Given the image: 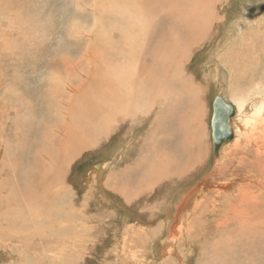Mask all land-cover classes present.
I'll return each mask as SVG.
<instances>
[{
  "label": "rangeland",
  "instance_id": "1",
  "mask_svg": "<svg viewBox=\"0 0 264 264\" xmlns=\"http://www.w3.org/2000/svg\"><path fill=\"white\" fill-rule=\"evenodd\" d=\"M153 1L0 0V199L7 208L5 214H9V205L14 199L23 204L24 195L17 193L13 174L18 172L19 178L30 175L35 167L32 171L29 168L35 165L39 152L49 153L46 160L49 158L50 168L46 172L51 175V186L67 199L63 201V208L71 210L74 230L82 233V222L87 224L84 233L88 239L81 251L61 254L74 256L71 262L61 264H214L226 249L247 248L249 241L245 239L258 235L257 228L264 231V171L253 172L257 178L251 180L248 188L244 185L249 178L240 173V167V172L234 170L233 177L230 168H225L217 181L220 187L212 183L217 176L208 182L205 180L215 158L219 165L226 159L232 169L237 165L242 167L244 154L237 150L238 146L244 147L252 138L264 140V119L255 126L244 127L242 119L251 109L244 108L242 113L233 102L238 91L264 80V0H184L180 13L166 17L167 25H162L159 18L154 24L153 14L151 22H147L146 13L145 17L136 16L137 3L142 5L144 13V6H151ZM209 18H212L210 26ZM138 20L153 24V31ZM206 20L208 23H204ZM168 22L185 26L186 31L179 33ZM170 45L176 48L168 49ZM167 54L175 57L176 66L170 67L168 75L155 77L152 92L140 85L132 92L141 98L135 103L112 110L113 114L103 109L92 113L93 117L87 116L89 109L83 105L87 103L83 97L94 99L92 91L82 83L88 71L100 79L117 67L129 76L138 73L143 63L166 59ZM124 68H130L129 72ZM170 82L171 101H183L179 105L172 103L176 118H180L173 124H183L191 142L186 165L192 169L191 174L171 181H162L159 176L142 203L133 200L126 207L122 195L107 194L108 172L118 168L120 158L131 156L133 148L134 153L144 149L149 152L147 140L155 141L159 134L155 125H151L158 112L155 106H149L148 96L166 88ZM64 84L78 85L82 93L80 100H75L77 105L66 110L67 113H62L58 104ZM47 93H54L57 98L44 97ZM215 95L222 96L235 108L232 126L234 129L237 126V132L233 129V137L221 147L222 157L220 153L218 157L213 154L211 143V103ZM95 104L93 100L88 106ZM63 119L71 130L60 146L59 141L50 142V129L46 132L41 127L61 125ZM116 120L119 124H115ZM149 125L150 136H144L142 133ZM193 138L200 140L192 142ZM143 140L147 144L144 148L141 147ZM114 148L121 149V153ZM251 157L264 159V151L256 150L253 145ZM100 163L107 170L97 176L94 171L101 170L96 167ZM41 166L39 163V170ZM256 167L250 163V169L245 170ZM228 181L236 186L214 202H218L214 209L211 202L216 197L215 189L225 190ZM188 183L192 191L187 188ZM198 187L204 188L206 198L202 199L201 207L195 208L198 200L195 201L196 195L192 198V192ZM188 190L190 196L185 197L177 220L171 224L176 211V204H172L174 196L179 193L184 197ZM246 194L248 198L238 204ZM234 204L238 211L232 208ZM219 205L226 209L224 213L218 211ZM243 205L246 207L240 208ZM235 212L241 217L232 219ZM226 217L230 224L225 228L214 226L215 221ZM236 223L239 225L235 227ZM147 224H150L148 228ZM169 225L175 232L171 233ZM239 226L242 232L237 231ZM126 228L137 230L141 236L132 249L127 248L128 252L118 256ZM217 236L221 239L215 240ZM258 237L250 242L253 255L260 252L264 233ZM10 260L14 261V257ZM5 263L8 258L0 252V264ZM258 264H264V257Z\"/></svg>",
  "mask_w": 264,
  "mask_h": 264
},
{
  "label": "bare ground",
  "instance_id": "2",
  "mask_svg": "<svg viewBox=\"0 0 264 264\" xmlns=\"http://www.w3.org/2000/svg\"><path fill=\"white\" fill-rule=\"evenodd\" d=\"M139 1L142 2L143 0H139ZM183 1L184 0H174V2L173 0H154L151 6L147 8L146 6H144V8L146 9L144 13L142 11V7H140L141 4L139 5V3H137L138 8L136 9L135 13L138 14L136 16H140L139 14H142V17H145L144 15L146 13V16L148 18L147 22H151L150 16L153 14L155 15L152 18L154 21V24L155 22H158L157 18H159L162 20L161 24L163 25V24H166L164 22L167 21L166 19L167 16H175L182 11ZM125 7L127 8V6ZM209 20L210 22L208 26L212 24V18H209ZM209 20H206L204 23H208ZM141 22L143 21L141 20ZM168 24H169L168 25L169 27L173 26V28L177 29L179 33H183L186 31L185 26H178L177 24L170 23V22H168ZM141 25H146V24L141 23ZM146 26L148 27V30L153 31L152 30L153 24L146 25ZM168 26H165V27H168ZM175 48L176 47H171L170 45L168 49L172 50ZM181 50L178 54L179 57H180ZM157 54H154V55H157ZM141 63H143V61ZM172 65H175V57L172 54H167L166 59H160V60H155L152 62L143 63L139 71H137L138 73L129 75L130 73H133V72H130L128 73L129 76L125 74L123 75L121 69L117 67H115L116 69H112V71L111 70L108 71V73L103 75V77L100 79L96 75H93V72L88 71V74L86 73L85 79L82 80V83L87 86L89 91H92L91 94L94 96V99L89 96L88 97L82 96L84 99H86V102H87V103H84V104L82 103V104L87 106L89 109V113L87 114V116L91 115L93 117L92 113H96L97 111H100L103 109L107 113H112V110H117V108H121L124 106H128L132 103H135L138 99H141V98L138 97L135 93H132L133 89H136V87L141 85L152 92L155 88V77L168 75L170 73L169 70ZM127 66L124 65L123 67H127ZM124 69H126L129 72L128 69L130 68L128 69L124 68ZM110 73H112V76H110ZM122 75L124 76L123 78H122ZM114 77L116 78V80H113ZM74 85L72 84H64V86L62 85L64 87L63 90L65 94L64 93L60 94L62 95V100L59 98L60 100L58 101V104L60 107L59 110H61L62 113H67L66 110H69L72 106L77 105L76 103L77 101L75 100H80L79 98L81 97L82 93L78 85L76 86ZM171 87H172V84L170 82V84L166 88L156 93L150 94L147 100L150 103L149 106L150 107L155 106L158 112L156 113L157 115L154 116V122L151 125L152 127L153 125H155V130L156 128L158 129L159 136L156 138L155 142L153 143L152 149L149 146V152H151L155 157H157L163 163V166L157 168L158 171H161L159 173V176H161L160 178H163V177L167 178L168 176H174L176 174V171L172 172V170H175L177 165L181 161L189 157L191 153V142L188 141L189 137L185 134L183 124H173L176 119H180V118H176V113H174V108H173L172 103L174 105H179L183 101L181 99H177L174 102L171 101V96H172ZM85 93H87V91H85ZM43 96L44 97L50 96L51 98L55 96L57 98V95L54 93H49V94L47 93V94H44ZM93 100H96V104L93 106L92 105L88 106V103ZM144 100L145 99H142L141 101H144ZM72 101H73V104H72ZM99 103L101 105H99ZM211 108H212V103H211ZM136 115H137V112H136ZM124 116H128V115H124ZM65 117H67V115ZM119 118H122L120 122H124L123 117H119ZM232 119L233 118H231L230 125L232 128V132L234 133V130L235 131L237 130V126L235 125V129H234V126H232V121H233ZM74 121L75 120L72 119V124H75ZM115 124H119L118 120H116ZM151 125H149L148 129L142 133L144 136L145 135L150 136L151 128H152ZM42 128H44L46 132L48 131V129H50V131L48 132V136L50 137L48 138L50 139V142H53L54 140L55 142L56 141L62 142L64 141V139L67 140L68 139L67 136L71 130V127L69 126V124H66L64 119L61 125L51 124L50 127H48L47 125H44L41 127V129ZM193 129H195V127ZM188 133L191 134L192 132H188ZM196 139L197 141L200 140V139L198 140V138ZM191 140L193 142V140L195 139L193 138ZM197 141L195 140V142ZM61 142H60V146L63 144ZM225 144H222L219 147V151H218V154L220 153L219 157H222L221 147L224 146ZM68 145L69 144H67V147H69ZM146 145L147 144H144L145 147ZM195 145L197 144L195 143ZM253 145L256 150L264 151V140H258L257 138H252L251 140L247 141L245 146H248V147L238 146L237 150L240 151L241 153L243 152L244 154V156H242L243 163H244L242 167L237 165L233 167L232 169L230 167L229 161H227L226 159L223 161L222 165L221 164L219 165L217 159L214 157L215 159L213 162L214 163L213 169L211 173H208L207 175L208 179L213 173L211 178L217 176V179H212V182L216 184L218 179L220 178L221 172L225 168H230V175L231 177H233V175H235V171L240 172L238 168L240 167L242 169L240 173H244L249 178L248 182L245 183L244 188L250 187L251 182H252L251 180L253 178H257V176L253 175V172L254 171H264V159H260L258 157H251ZM113 150L116 151L117 153H121L122 151L119 148H114ZM134 152H135V148L132 149L131 155ZM39 154L40 155L34 159L35 165L29 168V170L32 171L35 167V171H32L30 175H23L22 177L19 178L18 172L13 174L16 179L17 193L22 196L24 195V198H23L24 203L20 205L19 199L18 198L14 199L13 201L10 202V205L8 204L9 214H5V212L7 211V208L3 206V202L0 199V252L2 255L4 254L8 258V263H5V264H17V263L18 264H58L59 261H60L59 264H61L64 262H71L73 260L72 258L74 257L73 255L63 256L61 254H75L79 250L81 251V246L88 239V236L84 233L87 229L86 221H83L81 224L82 233L74 230L75 227L73 225L75 224V221L71 216L72 214L69 213V211L71 210L65 211V209L63 208V201L67 202V199L64 197V195H61L59 193L58 189L54 185L51 186L50 179H49L51 175H49L46 172V169L50 168L49 162H48L49 158L46 160L49 153L41 151L39 152ZM218 154L215 156L218 157ZM129 156L130 155H125L122 158H120L119 161H117L119 164L118 168H115L111 172H108L109 179H108V176L106 178L107 194H111L113 196L115 193H117L116 187L120 188L119 194L122 195L123 202L126 207H129L131 204H133L132 202L133 200L129 199L127 201V199H125L124 196H130V194L134 193L135 191H138L139 197L140 198L144 197L147 191V188H146L147 184L144 183V178H145V175L148 176L149 173L151 172V168L148 164L147 156H145V158L143 159L141 163L131 166L133 168L130 172H128L125 167L126 166L125 159L126 157H129ZM39 163L40 165L42 164L41 166L42 169L40 170L38 169ZM250 163L252 164L253 167L257 166L256 167L257 169L254 168L255 170L253 169L245 170V168L250 169ZM51 165H53L52 161H51ZM96 167L98 168V170L101 169L100 171H94V173L97 174V176L105 174L107 170L105 164L100 163V164H97ZM16 168H18V166ZM94 168H95V165H94ZM178 170L181 171V169L179 168ZM136 172H137V175L134 178H131L129 176V174L136 173ZM141 173H144L142 177H141ZM231 180L235 181L233 178ZM18 181H19V184L17 183ZM21 186H23V188H21ZM108 186H110V189L108 188ZM235 186H236V183H232L231 181H228L226 186H224L226 188L225 190L219 189V191H216V194H215L216 197H214L215 198L214 201L211 202V206L214 209H216L215 206L218 205V202L217 203H214V202L217 201L218 198H224L229 193L228 192L229 189L234 188ZM203 189L204 188L201 187L198 190H196L198 192L197 194L203 193ZM15 195L16 194L10 195V198L14 197ZM135 197L136 195L134 196V198ZM203 198H206V195H204ZM247 198H248L247 194H246V197H241L240 199L242 200H238V204H242L243 201ZM212 203H214V205H212ZM220 207L221 209H219ZM175 208H177V206H175ZM219 208H218V211H221L222 213L226 211L225 208H222V205H219ZM232 208L236 211L239 210L236 204H234ZM240 217L241 215L235 212L232 216V219L233 218L236 219ZM227 222H228V217L219 219L215 221L214 226L219 227L221 225L222 228H225L228 224H230ZM171 224H173V222ZM234 225L236 227L239 225V223H236ZM171 226L169 225V227ZM216 227H215V230H217ZM169 230H171V233H172L174 231V228L171 227ZM237 231L242 232L243 228L239 226ZM257 233L258 235H261L264 233V231L257 228ZM258 235H255L252 238L245 239L246 241H249L247 248L244 247L236 251V248L233 246L229 249H226V252L224 251L221 256V259L216 257L214 264H258V262H261V259L264 257V242L262 244V248L259 253L253 255L252 250L250 249L251 240L259 239ZM140 236L141 234L137 230L133 228H126L124 230V235H123V239L121 242V248L117 252L116 255H118V253L124 254L127 248L132 249L134 247V243L136 242V240L140 239ZM184 236L187 237L186 235ZM220 239H221L220 236H217L215 238V240H220ZM222 239L226 240L225 237H222ZM122 247H125V248H122ZM2 248L7 249L8 252L3 250ZM126 252H128V250ZM164 253L166 252L164 251ZM13 257H14V261L10 260ZM212 257H213L212 259L215 258V256L213 255Z\"/></svg>",
  "mask_w": 264,
  "mask_h": 264
},
{
  "label": "crops",
  "instance_id": "3",
  "mask_svg": "<svg viewBox=\"0 0 264 264\" xmlns=\"http://www.w3.org/2000/svg\"><path fill=\"white\" fill-rule=\"evenodd\" d=\"M148 141V144L150 145V147H151V149H152V145H153V143L155 142L154 140H152V139H150V140H147ZM144 142H145V140H143V143H142V145H141V147L142 148H144ZM142 154V157H140V155ZM145 156H147V160H148V164H149V166H150V168H151V172L149 173V175L147 176V175H145V178H144V183L145 184H147V191H146V193H145V195H144V197H139V195H138V191H135L134 193H132V194H130V196H124V198L125 199H127V201L129 200V199H132V200H134V202H137V200H139V202H141L142 203V200L144 199V198H146L151 192H152V190H153V188H154V184H155V182L158 180V177H159V173L161 172V171H158L157 170V168L158 167H161V166H163V163L157 158V157H155L151 152L150 153H148L145 149L144 150H141V151H138V152H136V153H132V155L131 156H129V157H126V159H125V167H126V169H127V171L128 172H130L131 170H132V168L133 167H131V166H134V165H137L138 163H141L142 161H143V159L145 158ZM188 158V157H187ZM187 158L186 159H184L183 161H181L178 165H177V167L175 168V170H172V172H175L176 171V174L174 175V176H168L167 178L166 177H163V178H160V179H162V181H171V179L173 178V180L174 179H180L182 176H184V174H186L187 176L189 175V174H191L190 172H191V170H189V168H185L186 167V165H187ZM158 159V160H157ZM157 160V161H156ZM154 162V163H153ZM124 167V168H125ZM178 168L179 169H181V171L180 170H178ZM184 169V170H183ZM189 171V173L187 174V170ZM177 171H179V172H177ZM184 171V172H183ZM180 172H182V173H180ZM180 173V174H179ZM211 173V172H210ZM215 173V172H214ZM143 174L144 173H141V177L143 176ZM213 174V173H212ZM212 174H211V176H212ZM137 175V172L136 173H132V174H129V176L131 177V178H134L135 176ZM208 175V174H207ZM177 176H178V178H177ZM211 176H210V178H211ZM154 178H155V180H154ZM209 178V179H210ZM209 179L207 178V179H205L207 182L209 181ZM152 183V184H151ZM213 183V182H212ZM150 186H149V185ZM214 184V183H213ZM214 186L215 187H220V184H218V183H216V184H214ZM109 187V189H110V186H108ZM151 187H152V189H151ZM190 187V185H189V183H188V185H187V188L189 189V190H191L192 191V189H190L189 188ZM191 187H194V186H191ZM150 188V189H149ZM186 188V189H187ZM199 189V187L196 189V190H198ZM189 190L187 191V193H186V195L184 196V197H180V194L179 193H176L175 194V196H174V201H173V203L174 204H176V206H177V208H175V210H177V212L175 211L174 212V214H173V220H171V222L170 223H172V222H174V221H176L177 220V213L182 209V205H183V203L182 202H184V200H185V197H188V196H190L189 195ZM196 190H193V192L192 193H194V196L196 195V197H197V200H198V202H195V208H198V207H201V204H202V199H203V196L205 195V194H203V193H201V194H197L198 192L196 191ZM216 191H219V189H215ZM116 192L119 194L120 193V190L116 187ZM191 193V192H190ZM203 194V195H202ZM136 195V197L134 198V196ZM198 195H200V196H198ZM194 196L192 195V198H194ZM179 197H180V199H179ZM180 201H178V200ZM195 201H196V198H195ZM200 201V202H199ZM129 204V203H128ZM140 204V203H139ZM246 207V205H243L242 207H240V208H245ZM247 207H249V206H247ZM170 209H173L172 208V205H171V201H170ZM165 217L166 218H168L169 217V215L168 214H166L165 213ZM150 226V224H147V228ZM147 235V234H146ZM165 256H167V253H165L164 254ZM164 256V257H165Z\"/></svg>",
  "mask_w": 264,
  "mask_h": 264
},
{
  "label": "water",
  "instance_id": "4",
  "mask_svg": "<svg viewBox=\"0 0 264 264\" xmlns=\"http://www.w3.org/2000/svg\"><path fill=\"white\" fill-rule=\"evenodd\" d=\"M235 113L234 106L222 96L215 95L212 101V113L210 118L212 151L218 154L219 147L233 137L231 118Z\"/></svg>",
  "mask_w": 264,
  "mask_h": 264
},
{
  "label": "clouds",
  "instance_id": "5",
  "mask_svg": "<svg viewBox=\"0 0 264 264\" xmlns=\"http://www.w3.org/2000/svg\"><path fill=\"white\" fill-rule=\"evenodd\" d=\"M233 102L243 110L250 107V114L245 115L242 119L244 127H252L264 119V80L255 81L249 88L238 91L233 96Z\"/></svg>",
  "mask_w": 264,
  "mask_h": 264
}]
</instances>
